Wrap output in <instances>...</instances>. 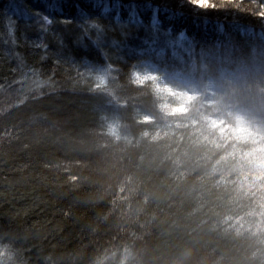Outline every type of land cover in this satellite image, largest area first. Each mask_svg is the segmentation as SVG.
<instances>
[{
  "label": "trees",
  "instance_id": "obj_1",
  "mask_svg": "<svg viewBox=\"0 0 264 264\" xmlns=\"http://www.w3.org/2000/svg\"><path fill=\"white\" fill-rule=\"evenodd\" d=\"M26 1L0 0V263L264 264V176L249 174L264 166V0H119L120 18L132 5L139 23L112 25L116 10L102 9L116 0H102L80 13H102L99 42L82 21L73 48L61 12L86 0H44L46 14ZM196 20L218 35L207 48ZM43 35L69 48L31 50ZM145 42L165 54L138 55Z\"/></svg>",
  "mask_w": 264,
  "mask_h": 264
},
{
  "label": "bare ground",
  "instance_id": "obj_2",
  "mask_svg": "<svg viewBox=\"0 0 264 264\" xmlns=\"http://www.w3.org/2000/svg\"><path fill=\"white\" fill-rule=\"evenodd\" d=\"M251 1L252 0H243V2H245V3L246 2L251 3ZM43 2H44V0H36V1L35 0H27L25 3H23L21 5V9L30 10V12L33 14H46L47 8L42 7V6H46ZM253 3H256V2H253ZM91 5H93L99 9V7L102 4L98 5L97 0H86V4H75V5L71 6L70 8H68V10H66V11L63 10L61 12V16L63 19L69 20V21L71 20L74 22V23L70 24V28H68L69 30H65L68 33V41H69L68 45L72 46V48H73L72 44L77 43V38L75 36L74 30L76 32H78V34L81 36V38H83V34L86 32L84 26H80L79 24H81L83 21L84 23L85 22L88 23V26H89L91 24L92 20H94L93 16L98 17V15L102 14L101 12H95V13L89 14L87 16V20L80 18V13L85 12L84 10H87V6H91ZM49 7L53 8L54 4H50ZM112 12H115V10H113ZM120 20H123L122 22H125L124 20L129 21V15L123 14V18H120ZM115 22H116V20L111 19L109 22V25H112ZM145 22L147 24V22H149V19H147V21H145ZM196 22L198 23L199 28L202 29L201 34L197 36L196 46L198 49L207 48L211 45L212 41L218 37V35L214 32H210L208 35L205 34L206 32L203 30H209L211 28V26L209 24L201 22L199 20H196ZM36 25L38 26V22H36ZM20 27L23 28V30H33L34 29V27L32 25H28V27L26 25H21ZM109 27H110V30L114 29L113 26H108L105 29L104 42L107 45H110L113 42V41L108 40V38H107V36L109 35ZM58 30H59L58 31L59 33L62 32V34H63V30H61V29H58ZM29 33H31V32L30 31L23 32V33L21 32L20 35H22L23 38L25 37L26 40L27 39L30 40ZM55 37L57 39H55ZM63 37H64V39L58 38V36H53V38H51L48 35H43L41 37L39 36L38 38H40V40H42L43 42L49 41L50 44H52L54 42V40H56L61 47L69 48V46L65 42V36L64 35H63ZM92 37H96V35L92 34ZM23 38L21 39V42L26 43L27 41H25ZM64 42L66 44H63ZM32 44H34V42ZM30 49L34 50V51L37 50V48L32 47V46H30ZM123 53L124 52H120V55L118 57L119 58H127V56H123ZM85 60L87 63L89 62L88 58H85ZM87 72L90 73L89 70H87ZM99 75H100L99 72H98V74L95 75L97 82L100 79ZM90 85H92V84H90ZM83 96L85 97L86 102H87V103H85L86 107H88L89 109H92L93 111L94 110L96 111L97 108L95 106V101H97L98 96H97V93H95V90H93V88H90V90H87ZM115 110L117 111V109H115Z\"/></svg>",
  "mask_w": 264,
  "mask_h": 264
},
{
  "label": "snow or ice",
  "instance_id": "obj_3",
  "mask_svg": "<svg viewBox=\"0 0 264 264\" xmlns=\"http://www.w3.org/2000/svg\"><path fill=\"white\" fill-rule=\"evenodd\" d=\"M102 2V0H97V4L99 5ZM187 3L190 5H193L196 9H201V10H207L209 8L211 9H216V5L214 3H212V0H187ZM122 7V5L120 4L119 0H116V2L111 6H104L102 9L103 13H108L110 11H112L113 9L116 10L117 14L115 16V20L117 23H120V15H119V9ZM128 10H129V21L130 22H135V23H139L138 19H137V13L135 11V7L132 5H128ZM4 9L6 12H11L12 16L16 15V11L15 6L8 4V5H4ZM158 12V9H153V17H152V21H153V27H155V25L157 24V18H156V14ZM259 15L264 18V11L260 12ZM53 23V21L48 17V16H44L43 17V24H44V31H47V27L49 25H51ZM90 28H95L97 31V40L94 41V43L99 42L100 40V33H101V29L99 27V25L92 23L89 25ZM15 31V21L9 17V28H8V33L9 35H13ZM187 38L184 35V33L180 34V38L179 41L177 42H170L169 47H171L173 49L172 51V55H178L176 49L178 47H182L183 46V42L186 41ZM146 43V47L145 49L141 50L138 55H163L165 54V50L164 49H158L156 47H154L151 44ZM35 47L39 48V49H43V50H47L48 45L46 43H44L42 40L38 41L35 43Z\"/></svg>",
  "mask_w": 264,
  "mask_h": 264
},
{
  "label": "rangeland",
  "instance_id": "obj_4",
  "mask_svg": "<svg viewBox=\"0 0 264 264\" xmlns=\"http://www.w3.org/2000/svg\"><path fill=\"white\" fill-rule=\"evenodd\" d=\"M107 70H109V68H107L106 71ZM106 71L102 70V72L100 73V75H99L100 79H99V83L98 84L103 83V81L105 79L104 78L105 74H107ZM135 71L136 72H134V73L136 75L135 76L136 78L146 79L148 77H153V74H152V72H151V70H150V68L148 66H137ZM188 95H190V93L189 94H184L183 97L188 96ZM187 98H190V97L188 96ZM171 106H172V112H184L185 108H186V105L183 102L178 103V105H175V106L171 105ZM214 122H216V121H214ZM242 129H238V130H240V131H244L245 130L246 134H240V136H243L244 138L245 137L248 138L251 135L249 133V130H247V129L242 130ZM114 134H116L115 131H114ZM249 174L251 175V178H254V179H257L260 176H264V166L258 165V163L254 164L252 166V168H251V171H249ZM0 264H5V263L1 262Z\"/></svg>",
  "mask_w": 264,
  "mask_h": 264
}]
</instances>
